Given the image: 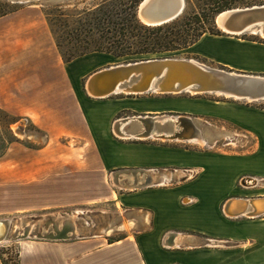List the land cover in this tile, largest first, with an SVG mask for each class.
<instances>
[{"label": "crops", "instance_id": "crops-1", "mask_svg": "<svg viewBox=\"0 0 264 264\" xmlns=\"http://www.w3.org/2000/svg\"><path fill=\"white\" fill-rule=\"evenodd\" d=\"M27 10L20 7L0 16V108L11 115L27 118L47 135L48 140L38 147V200L41 201L45 194L49 197L46 205L78 202L62 200L64 190L73 191L70 187L80 182L83 185L87 183L88 188L90 186L95 191L97 183L103 181L107 173L114 181L112 172L125 169H157L165 182L127 187V190L117 193L96 195L94 192V196L84 201L89 204L109 201L116 211L134 209L140 212L137 217L145 225L142 228H130L122 236L112 238L95 233L64 240L27 238L18 243V264H264V214L231 217L222 212L223 216L218 210L221 197L206 212L211 225H182L177 228L159 225L158 214L162 211H168L173 204L185 207L196 201V197L183 193L180 187L197 177L189 175L182 182L166 185L173 174L163 172L161 168L180 167L187 172L186 167L201 170L202 166L196 162H165L162 157L166 151L186 153L184 150L145 141H110L99 128L94 132L84 111V102L92 106L101 104V101L94 103L85 97H74L75 83L67 67L76 60L88 58L91 64L87 71L90 72L107 64L110 54L91 52L62 62L43 14L38 11V15H30ZM236 35L203 34L197 41L207 38L221 41L225 47L209 48L196 54L225 70L264 75V42ZM3 38L8 41L6 47L2 45ZM87 71L78 73L76 80ZM238 109L260 120L259 126L251 121L232 120L258 137L264 135L261 123L264 122V110ZM67 135L78 138L77 147L67 149L50 142ZM73 153L79 157L76 176L74 163L65 161ZM190 153L201 155L196 151ZM175 173L178 176V171ZM240 174H252L245 177L255 180H258L256 176L264 177V172L253 173L243 169L235 178ZM134 178L139 179V174L133 176L128 172L122 176V180L130 183ZM158 195H171L174 202L153 201V196ZM231 197L234 196L226 199ZM183 237L184 244L180 247L178 243Z\"/></svg>", "mask_w": 264, "mask_h": 264}, {"label": "rangeland", "instance_id": "rangeland-1", "mask_svg": "<svg viewBox=\"0 0 264 264\" xmlns=\"http://www.w3.org/2000/svg\"><path fill=\"white\" fill-rule=\"evenodd\" d=\"M97 1L34 0L20 3L9 2L16 9L26 7L28 8L26 11L28 14L38 15V11L42 13L44 10L55 5H60L68 9H71L73 6L75 8H83L89 7ZM219 32L226 34L220 30ZM236 36L264 42V37L248 31L237 34ZM3 39L2 45L6 47L8 41ZM222 47H225L223 42L205 38L197 41L189 48L177 51L121 56L110 55V61L107 64L96 67L90 72L87 71L91 64L87 61L88 58L85 60H76L67 67L69 76L75 83L74 97H85L86 99H91L93 102L101 101V104H94L92 106L84 102V111L94 132L95 130L98 131L97 128H99L105 132L106 137L110 141L120 139L145 141L184 150L186 153L182 151H166L162 157L165 162H196L202 166L201 170L194 167H186V169L192 172L181 170L180 167L161 168L163 172H171L173 174L170 176V181L166 182V185L182 182L189 175H197V177L190 182H185L180 187V191L191 197H196V201L185 207L173 204L172 208L168 211H162L163 213L158 214L159 225H170L175 228L182 225L204 227L212 223L211 218L206 215V212L218 198L221 197L218 203V210L223 215L221 206L223 200L227 197L264 195V177L256 176L258 180H256L255 184H250L247 181L245 182V180L243 183L240 181L241 177L252 176V174H240L235 178L237 172L243 169L251 170L253 173L264 172V135L261 134L258 137L257 134L234 122V120L242 122L251 121L253 124L259 126L260 120L241 112L238 108L251 107L264 110V99L249 101L213 92L192 93L191 91L185 90L176 93H159L150 90L142 93L116 92L106 97H94L85 91V81L91 72L99 68L151 57L169 56L191 58L210 67L221 68L201 58L196 52L209 48L218 49ZM84 71L89 73L86 72L85 75L76 80L77 74ZM161 113L174 116L185 115L194 118L204 142L199 143L186 139L154 137H131L126 139L120 138L113 131L112 124L116 118L136 114L153 115ZM108 114L109 116L106 118ZM10 115H4L0 112V152L3 151L0 154V217H8L12 221L13 228L9 238L13 236L15 229H17V233L20 231L23 232L25 230L24 226L28 223H31L29 231H33L32 234H38L39 229L52 230L54 220L47 217L39 220L38 216L65 209H79L83 211V218L88 221L89 226L85 230H80L81 234L95 233L96 235H104L112 238L122 236L130 228L137 230L145 226L137 217V215H140V212L134 209L130 208L116 211L109 201H101L94 204L84 202L94 196V192L96 195H100L102 193H117L127 190V187H119L127 184L125 180L120 179L118 183H114L109 173H107L103 181L97 183L98 186L95 191L91 190L90 186L88 188L87 183L83 185L80 182H75L70 187L73 191L71 189L68 191L64 190L65 197L62 200H65V202L78 200V202L72 204L46 205L49 197L45 194L42 197V202L39 201L38 147L42 146L48 140L47 135L30 120L17 118L11 121L12 116ZM261 123L264 125V122ZM50 142L54 146L72 149L77 147L78 138L75 135H67L54 138ZM195 151L201 155L193 156L190 153ZM78 158L73 153L69 155L68 160H65L70 164L74 163L75 176L79 171L76 162ZM177 171L178 176L175 173ZM234 178L235 180L232 184ZM90 185L93 188L92 183ZM161 199L167 200L170 203L174 202V197L171 195L153 196V201L159 202ZM182 201L184 202L183 198ZM179 203L182 204L180 200ZM31 216L33 217L31 218ZM239 218L243 219L244 217ZM61 220L59 219L60 223L58 224H61ZM106 221L110 223L107 225ZM76 223L79 222L77 221ZM72 238L76 237L73 236ZM23 240L11 238L0 243V255L5 264L13 263L18 243H22ZM178 244V246L182 247L184 237Z\"/></svg>", "mask_w": 264, "mask_h": 264}, {"label": "water", "instance_id": "water-1", "mask_svg": "<svg viewBox=\"0 0 264 264\" xmlns=\"http://www.w3.org/2000/svg\"><path fill=\"white\" fill-rule=\"evenodd\" d=\"M8 1L20 3L34 0ZM183 7L184 0H139L135 7V15L140 22L155 25L175 18L182 12ZM214 23L218 30L227 34H240L248 31L252 34L264 35V3L222 10L215 14ZM95 81L98 84L93 86ZM252 85L256 89L251 88ZM263 86L264 75L210 67L191 58L166 56L108 65L94 70L86 79L84 89L94 97H104L115 90L133 93L149 90L177 92L190 89L194 92H221L233 98L259 100L264 99ZM120 124H122L121 127H119ZM112 125L115 131L125 138L136 136L186 140L192 137L201 138L195 119L185 115L136 114L116 118ZM128 172L133 176L139 174V179L134 178L133 183L127 180L125 186L119 187H140L165 182L157 169H125L112 172L115 174L114 183H118ZM45 217L54 220L52 230L39 229L38 234H32L31 231L17 233L15 229L11 238L64 240L73 236L83 237L93 234L80 233V230H85L89 226L81 210L78 212L71 209L58 210L39 215L38 219ZM59 219H62L61 224H58ZM0 221L4 220L0 219ZM77 221L79 223H76ZM7 226L8 223L0 227V240L4 238Z\"/></svg>", "mask_w": 264, "mask_h": 264}, {"label": "trees", "instance_id": "trees-1", "mask_svg": "<svg viewBox=\"0 0 264 264\" xmlns=\"http://www.w3.org/2000/svg\"><path fill=\"white\" fill-rule=\"evenodd\" d=\"M138 2L98 0L89 7L68 9L55 5L44 10L42 13L60 60L65 63L91 52L121 56L181 50L203 34H221L214 23L216 13L233 7L262 4L264 0H184L178 16L155 25L137 19L135 7ZM14 10L16 7L12 3L0 0V16ZM0 112L9 114L1 108ZM10 116L11 121L17 118L28 120ZM0 261L5 264L1 255ZM12 264H18V249Z\"/></svg>", "mask_w": 264, "mask_h": 264}, {"label": "bare ground", "instance_id": "bare-ground-1", "mask_svg": "<svg viewBox=\"0 0 264 264\" xmlns=\"http://www.w3.org/2000/svg\"><path fill=\"white\" fill-rule=\"evenodd\" d=\"M259 35L261 37H264L263 34H259ZM97 84L98 83L95 81V83H93V86H96ZM251 88L256 89V87H254V85H252ZM262 89H263L262 91L264 93V86L262 87ZM180 91H182V90H180ZM180 91H177V92H180ZM185 91H191L192 93H195L194 91H192L190 89H185ZM116 92H119V91L115 90V91H113L111 93H116ZM133 93H142V92H133ZM159 93H176V91H159ZM216 93L217 94H222L221 92H216ZM223 95L229 96L226 93L223 94ZM104 97H106V96H104ZM241 99H243V98H241ZM246 100L252 101L250 99H246ZM121 125L122 124H120L119 127H121ZM113 129H114L113 131H114V133L116 135H118L121 138H125V137H122V135H120L119 133H117L115 131L114 125H113ZM133 138H139V137L136 136V137H133ZM187 140L195 141V142H199V143H203L204 142V140L202 138H200V137H197V138L196 137H192V138H188ZM243 180H245V182L247 181L250 184H255L256 183V180L254 178H251V177H243ZM250 199H252V200H250ZM221 210H222V212L225 215L231 216V217L238 216V215H243V214H245L246 216H249V217L262 215V214H264V195L240 197V198L239 197H237V198L236 197L228 198L225 201H223L222 206H221ZM78 211H80V210H77V212ZM0 219H3V218H0ZM3 220L4 221H0V227H2V225L4 226L6 223H8V226H7L4 238L2 240H0V243L2 241L4 242L5 240L9 239L11 230L13 228L12 227V221L10 219H3ZM50 222H51V220H50ZM59 223H60V221H59ZM30 227H31V223H28L27 225L24 226V229H25L24 231H26L28 233L29 230H30Z\"/></svg>", "mask_w": 264, "mask_h": 264}, {"label": "built area", "instance_id": "built-area-1", "mask_svg": "<svg viewBox=\"0 0 264 264\" xmlns=\"http://www.w3.org/2000/svg\"><path fill=\"white\" fill-rule=\"evenodd\" d=\"M188 171H189V172H192L191 170H188V169H187V172H188ZM240 181H241V183L244 182L243 177L240 178Z\"/></svg>", "mask_w": 264, "mask_h": 264}]
</instances>
